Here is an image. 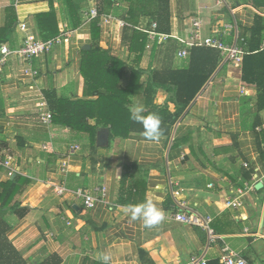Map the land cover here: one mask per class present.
I'll return each mask as SVG.
<instances>
[{
    "label": "crops",
    "instance_id": "obj_1",
    "mask_svg": "<svg viewBox=\"0 0 264 264\" xmlns=\"http://www.w3.org/2000/svg\"><path fill=\"white\" fill-rule=\"evenodd\" d=\"M168 4L169 33L180 38H187L192 20L197 19L203 34L219 26L221 39L231 44L256 14L264 17V6L256 7L252 0H223V4L168 0ZM53 6L58 26L71 29L67 42L30 61L38 71L33 80L21 79L10 69L0 73V192L2 184L12 180L2 165L6 155L13 157V179L20 188L8 205L0 203V216L24 263L101 264L99 257L110 254L109 264H188L206 249L207 262L219 264L223 254L233 251L247 264H264V109L257 110L258 91L241 80L240 65L220 64L171 121L167 112H176L171 95L162 88L151 89L149 82L152 71L185 64V58L176 55L181 44L175 37L148 36V46L138 58L128 50L130 30L83 19L71 28L61 18L56 0ZM49 10L50 0H22L17 9L11 0H0V45H19L18 20L37 35L34 15ZM150 19L143 17L140 24L149 28ZM91 48L119 58L127 73L140 71V86L127 95L123 108L131 115L130 107L142 105L143 115L148 111L159 115L158 142L146 140L142 125L130 117L125 119L128 132L122 134L124 126L112 131L87 109L72 116L57 114L51 106L58 100L96 99L95 92L85 90L80 75L85 51ZM39 92L53 113L50 124L37 113ZM156 106L161 109L154 111ZM101 129L109 133L106 146L97 145ZM62 160L68 165L65 173L59 170ZM54 183L104 186L106 192L101 201L84 208L80 200L56 196ZM251 183L253 189L240 198L239 207L225 206L237 188ZM171 189H179L176 200L184 207L173 200ZM146 200H153L165 213L163 222L151 228L142 220H131L126 211V206ZM177 211L211 216L215 239L208 242L202 228L174 220Z\"/></svg>",
    "mask_w": 264,
    "mask_h": 264
},
{
    "label": "trees",
    "instance_id": "obj_2",
    "mask_svg": "<svg viewBox=\"0 0 264 264\" xmlns=\"http://www.w3.org/2000/svg\"><path fill=\"white\" fill-rule=\"evenodd\" d=\"M56 1L59 3L61 18L67 20L71 28H75L82 22V12L88 7L89 0ZM95 1L101 13H111L131 25L124 27L126 30H130L128 36L126 34L128 50L130 53L136 54L138 58L142 56L149 43L148 34L134 28L140 24L143 17L151 18L150 23L155 21V31L170 35L168 0ZM252 2L256 7L264 6V0H252ZM34 19L37 36L41 39L54 37L62 28V26H58L59 19L53 6V0H50V10L35 14ZM201 34L203 37L210 35L203 34L202 29ZM263 40L264 17L256 14L251 26L240 29L238 44L244 50L240 64L241 80L256 87L258 92L255 105L258 111L264 109V49H261ZM85 52L87 57L81 61L80 75L84 79L85 90L95 92L96 99L58 100L51 106L54 107L57 114L67 112L72 116L77 111L87 109V114L95 116L105 126H110L112 131L124 126L125 130L123 129L122 134H126L129 123L125 119L130 117V114L123 108V104L127 95L136 92V88L140 86V71L132 69L129 73L125 72L122 68L123 63L119 58L108 55L100 48H91ZM220 63L221 56L218 50L204 46H193L190 48L182 67L151 72L150 88L153 90L162 88L167 91L171 95L169 101L174 103L176 107V112L173 114L163 109L170 115L171 121H174V118L181 114L194 99ZM158 109H161V106H156L154 111ZM55 120H59V115L55 116ZM18 184L15 179L2 184V191L0 192L2 206L8 205L13 200L20 189ZM7 229L8 225L0 216V264H25L8 240ZM40 264H49V262ZM206 264H216V262L210 261Z\"/></svg>",
    "mask_w": 264,
    "mask_h": 264
},
{
    "label": "built area",
    "instance_id": "obj_3",
    "mask_svg": "<svg viewBox=\"0 0 264 264\" xmlns=\"http://www.w3.org/2000/svg\"><path fill=\"white\" fill-rule=\"evenodd\" d=\"M12 6L18 8L21 5L22 0H11ZM218 4H223V0H216ZM84 22L91 20H97L101 27H107L116 25L119 28L125 26H131L125 20L111 14L101 13L99 11L97 2L95 0H89V7L82 12ZM156 23L152 21L149 28L142 26L141 24L134 26L135 29L146 32L150 38L157 37L159 40L172 35L162 34L155 31ZM224 27V26H223ZM229 28L236 29V26L229 25ZM15 29L22 32V38L19 45L10 47L7 44L0 45V73L5 69H10L16 73L21 79L30 78L35 79L38 76V71L30 65V61L42 54L49 53L54 47L61 46L66 43L71 34V29L67 25H62L60 32L54 37L48 39H41L36 34L29 31L28 25L22 20H18L15 24ZM221 30L219 26H216L212 33L203 37L201 34V22L197 19L192 20L191 28L187 38H180L176 36V40L181 44V48L177 51V57L179 59L186 58L189 54V50L193 46H204L214 48L219 51L221 56V63L232 62L240 65L242 56L244 54L243 48L238 44V37L234 43H226L221 39ZM261 49H264V41L262 42ZM245 87H241L242 92ZM39 103L36 110L40 116V119L50 124L52 121V112L47 108V101L41 92L38 93ZM13 157L6 155L2 160L8 171L9 175L15 172L14 166H12ZM67 161L62 160L59 164V170L63 173L67 171ZM54 194L58 197H72L80 200L84 208H90L96 201H101L105 196L106 188L104 186L89 187H69L66 184H51ZM253 189V184L245 185L242 188H237L232 199L225 202L226 207L236 208L241 205L240 198L247 192ZM179 195V189H171V196L173 200L180 206L184 207L183 202L176 200ZM172 218L186 225L197 226L202 228L208 236V242L215 239V234L210 226L212 221L211 216L203 215L198 212L177 211L172 215ZM206 248V247H205ZM206 249L199 255L191 257L188 264H206L205 258ZM219 264H247L246 261L233 251H228L220 257Z\"/></svg>",
    "mask_w": 264,
    "mask_h": 264
},
{
    "label": "clouds",
    "instance_id": "obj_4",
    "mask_svg": "<svg viewBox=\"0 0 264 264\" xmlns=\"http://www.w3.org/2000/svg\"><path fill=\"white\" fill-rule=\"evenodd\" d=\"M130 119L142 125L143 136L146 140L158 142L161 135V118L155 113L143 115L145 108L142 105H133L129 109ZM126 211L130 214L131 220H142L147 228L159 225L163 222L165 213L153 200H146L143 203L126 206ZM99 259L101 264H109L110 254H102Z\"/></svg>",
    "mask_w": 264,
    "mask_h": 264
},
{
    "label": "water",
    "instance_id": "obj_5",
    "mask_svg": "<svg viewBox=\"0 0 264 264\" xmlns=\"http://www.w3.org/2000/svg\"><path fill=\"white\" fill-rule=\"evenodd\" d=\"M83 48H89V45H84ZM109 133L107 129L99 130L97 134V145L106 146L108 144ZM14 173L11 175L10 179H13ZM260 187V183H257L256 188Z\"/></svg>",
    "mask_w": 264,
    "mask_h": 264
}]
</instances>
